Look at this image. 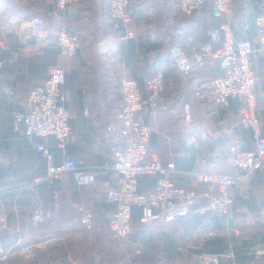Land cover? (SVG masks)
<instances>
[{
    "label": "crops",
    "instance_id": "1",
    "mask_svg": "<svg viewBox=\"0 0 264 264\" xmlns=\"http://www.w3.org/2000/svg\"><path fill=\"white\" fill-rule=\"evenodd\" d=\"M231 8L235 37L256 41L255 17L264 15V0H233ZM178 9V0H129L130 22L118 32L112 27L109 0H79L64 11L47 0L0 4V31L10 42L8 50L0 49V213L7 215L15 229L0 234L4 249L0 264H49L53 258L65 264H196L200 253L215 247L208 243L212 233L203 227L206 218L199 223L181 220L150 225L140 224L137 218L128 238H108V220L115 204L106 201L102 182L114 183L112 148L118 145V134L107 133L105 126L121 104L120 79H135L146 97L145 80L159 69L163 72L158 107H145L141 113L152 128L149 148L162 163L175 164L172 179L176 186L201 188L194 177L198 171L233 174L235 168L225 161L229 146L254 148L251 132L236 123L239 100L231 99L228 106L219 108L193 95L201 81L218 74L217 65L207 62L181 75L168 57L169 47L184 44L188 36L208 41V30L223 19L211 15L209 4L183 18ZM13 13L40 18L50 37L61 29L77 33L80 47L71 57L56 47L36 48L9 21ZM127 29L133 36L122 38ZM185 51L189 55V49ZM251 63L257 78L255 111L264 124V59L255 52ZM54 64L65 71L64 105L73 144L70 156L79 169L95 173V186L78 187L67 175L28 188L31 178L44 172L45 161L26 136L13 130L12 112L25 110L29 91L44 81L48 67ZM183 102L191 104L189 123L182 120ZM49 146L55 161H60L61 150L53 139ZM231 195L233 203L221 223L226 233L218 245L224 248L223 254L232 256L224 257L220 264H264V253H253L264 246V168L235 185ZM72 202L93 209L96 228L86 230L74 220ZM38 205L52 212L51 221L31 223L30 213ZM22 245L31 246L28 255L20 253Z\"/></svg>",
    "mask_w": 264,
    "mask_h": 264
},
{
    "label": "built area",
    "instance_id": "2",
    "mask_svg": "<svg viewBox=\"0 0 264 264\" xmlns=\"http://www.w3.org/2000/svg\"><path fill=\"white\" fill-rule=\"evenodd\" d=\"M6 0H0V3ZM56 7L64 11L79 0H54ZM233 0H178V14L190 15L201 11L207 4L211 15L223 19L217 26L208 30V41H200L188 36L184 44L177 43L169 47V61L175 71L188 75L198 66L214 62L219 72L217 75L201 81L194 89V97L202 102L224 108L231 99L240 101L235 117L239 127L251 132L253 149H241L235 144L228 148L225 161L235 168V172L198 171L194 177L200 183L199 189H187L176 186L172 175L175 171L173 162L162 163L158 155L149 148L152 133L151 126L145 121L142 111L145 107L156 109L164 89L163 72L159 69L146 80V97L135 79L119 80L121 104L113 117L107 121L105 131L118 134V145L112 148L111 168L114 171V183L102 182L105 199L114 203L115 208L108 220V238L113 241L124 240L132 231L134 208L139 210V222L171 223L191 214H203L215 211L226 216L233 203L231 189L240 181H246L250 175L264 167V124L256 115V95L254 87L256 75L251 66V56L259 53L264 59V15L255 17L256 41L247 38L238 39L233 32ZM129 0H109V13L113 29L122 32V26L130 22L127 13ZM9 21L16 26L18 33L28 43L34 39L36 48L56 47L64 56L71 57L80 47L77 33L59 30L50 37L43 22L38 17H22L13 13ZM133 36L130 29L124 30L122 38ZM213 46L212 43L219 42ZM10 42L0 31V49L8 50ZM186 46V47H185ZM189 49V55L185 49ZM3 61L0 60V68ZM65 71L61 65H50L44 81L34 86L26 98L25 110H14L13 130L22 133L30 141L33 149L40 153L45 161L44 172L31 178L28 188L71 175L78 187L95 186L96 175L91 171L79 169L70 156L73 144L70 140L71 128L69 113L64 105L63 85ZM182 120H192L191 104L183 102ZM49 139L61 150L62 158L55 161V154L49 146ZM152 176L154 185L147 191L139 189V178ZM54 197H58L57 191ZM74 220L84 229L95 228L94 215L90 206L72 202L70 204ZM52 212L38 205L30 213L33 225L52 220ZM9 229L7 217L0 213V232ZM4 249L0 245V253ZM30 245H22L20 253L28 255ZM255 254H263L264 246L255 249ZM231 253L202 252L197 256L196 264H220ZM49 264H65L59 259ZM239 264V263H231Z\"/></svg>",
    "mask_w": 264,
    "mask_h": 264
},
{
    "label": "trees",
    "instance_id": "3",
    "mask_svg": "<svg viewBox=\"0 0 264 264\" xmlns=\"http://www.w3.org/2000/svg\"><path fill=\"white\" fill-rule=\"evenodd\" d=\"M47 1H49V2H51V3H53L54 4V0H47ZM195 13V12H194ZM191 15V14H190ZM183 17H185V16H188V15H182ZM43 22V21H42ZM43 25H44V23H43ZM45 27V26H44ZM49 48H51V47H49ZM44 50L43 51H45V50H47L48 48H43ZM41 50V49H40ZM179 74V73H178ZM182 75V74H181ZM264 168V167H263ZM248 180V179H247ZM246 180V181H247ZM246 181H240V182H238V183H242V182H246ZM237 183V184H238ZM141 184V185H140ZM152 184L154 185V178L152 177V176H144V177H141V178H139V189L141 190V191H147V190H149V188L148 187H151L152 186ZM236 184V185H237ZM146 188H148V189H146ZM151 189V188H150ZM54 191V190H53ZM104 191V190H103ZM91 208V207H90ZM91 210H92V212H93V215H94V211H93V209L91 208ZM138 216H139V210L137 209V208H134V211H133V214H132V220H131V223H134V221H136L137 220V218H138ZM6 217H7V215H6ZM207 219V225L205 226V224L203 225V227L204 228H207L208 230L209 229H211L210 228V226L212 225V223H213V228L212 229H214V231L215 232H221V231H224V227L221 225V223H222V221H225V216L224 215H221V214H219V213H217V212H215V211H206V212H204L203 214H191V215H188V216H186V217H184V218H182V219H180V220H178V221H175L174 223H178V222H180L181 220L182 221H184V220H189V222H191V223H199V222H201V220L202 219ZM7 220H8V217H7ZM94 221H95V216H94ZM8 222H9V220H8ZM139 222V221H138ZM140 223V222H139ZM171 223H173V222H171ZM140 224H142V223H140ZM210 224V225H209ZM142 225H146V224H142ZM95 228H96V222H95ZM15 229L11 226V224H10V222H9V229H6V230H4V231H1L0 232V234L1 233H5V232H15L14 231ZM131 233H132V231H131ZM131 233H130V235H131ZM129 235V236H130ZM223 238V235L221 234H218V233H216V235H214L213 236V238H209V240H208V243L210 244V245H213V246H215V247H208V252H217V253H222V251H223V247L222 246H219L218 244H220L221 243V240L220 239H222ZM1 244V246L3 245L2 243H0ZM216 244V245H215ZM54 259H59V258H53L52 260H54Z\"/></svg>",
    "mask_w": 264,
    "mask_h": 264
},
{
    "label": "rangeland",
    "instance_id": "4",
    "mask_svg": "<svg viewBox=\"0 0 264 264\" xmlns=\"http://www.w3.org/2000/svg\"><path fill=\"white\" fill-rule=\"evenodd\" d=\"M178 15H179V14H178ZM180 16H181V17H179V18H183L182 15H180ZM177 19H178V18H177ZM209 225H210V224H209ZM210 228H211V229H209L210 231H209V230L206 231V232H211V233H212V235H208L209 237H213L214 235H216V233H218V234H220V233H221V234H222V233L225 234V233H226V232H223V231H221V232H218V231L215 232L214 229H212V228H213V223H212V225L210 226ZM229 232H230V231H229ZM221 234H220V235H221Z\"/></svg>",
    "mask_w": 264,
    "mask_h": 264
},
{
    "label": "water",
    "instance_id": "5",
    "mask_svg": "<svg viewBox=\"0 0 264 264\" xmlns=\"http://www.w3.org/2000/svg\"><path fill=\"white\" fill-rule=\"evenodd\" d=\"M0 4H1V3H0ZM28 43H30V44H34V39H33V38L29 39Z\"/></svg>",
    "mask_w": 264,
    "mask_h": 264
}]
</instances>
